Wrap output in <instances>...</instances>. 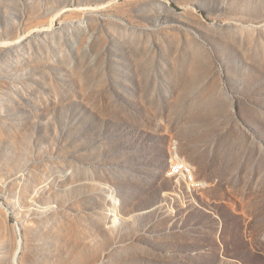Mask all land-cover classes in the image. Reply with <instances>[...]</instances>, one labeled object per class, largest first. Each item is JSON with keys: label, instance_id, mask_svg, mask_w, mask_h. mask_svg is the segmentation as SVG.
<instances>
[{"label": "rangeland", "instance_id": "374dc122", "mask_svg": "<svg viewBox=\"0 0 264 264\" xmlns=\"http://www.w3.org/2000/svg\"><path fill=\"white\" fill-rule=\"evenodd\" d=\"M0 264H264V0H0Z\"/></svg>", "mask_w": 264, "mask_h": 264}, {"label": "built area", "instance_id": "2783aa9c", "mask_svg": "<svg viewBox=\"0 0 264 264\" xmlns=\"http://www.w3.org/2000/svg\"><path fill=\"white\" fill-rule=\"evenodd\" d=\"M175 164H178V163H175ZM183 172H185L186 174H190L187 172V166H186V169H183Z\"/></svg>", "mask_w": 264, "mask_h": 264}]
</instances>
